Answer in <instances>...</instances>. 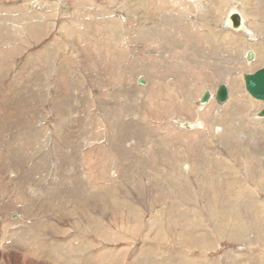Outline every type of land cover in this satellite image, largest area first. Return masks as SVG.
I'll return each instance as SVG.
<instances>
[{
  "label": "rangeland",
  "instance_id": "374dc122",
  "mask_svg": "<svg viewBox=\"0 0 264 264\" xmlns=\"http://www.w3.org/2000/svg\"><path fill=\"white\" fill-rule=\"evenodd\" d=\"M262 67L264 0H0V264H264Z\"/></svg>",
  "mask_w": 264,
  "mask_h": 264
},
{
  "label": "water",
  "instance_id": "95a60500",
  "mask_svg": "<svg viewBox=\"0 0 264 264\" xmlns=\"http://www.w3.org/2000/svg\"><path fill=\"white\" fill-rule=\"evenodd\" d=\"M231 16V24L232 26L229 28L232 31H239L245 26L242 20V14L238 11L232 12ZM256 54L253 50H248L246 53V61L251 63L255 60ZM243 80L245 84V89L248 94L255 100L264 102V67L260 68L254 73L244 74ZM145 80L143 78L139 79L140 85H145ZM211 93L209 91H205L203 96L200 98L199 102L201 105H205L211 99ZM214 99L217 103L223 105L228 102L230 99V88L227 84H220L215 91ZM258 118H264V109L258 112Z\"/></svg>",
  "mask_w": 264,
  "mask_h": 264
},
{
  "label": "bare ground",
  "instance_id": "6f19581e",
  "mask_svg": "<svg viewBox=\"0 0 264 264\" xmlns=\"http://www.w3.org/2000/svg\"><path fill=\"white\" fill-rule=\"evenodd\" d=\"M232 9V8H231ZM232 11H235L234 9H232V10H230L229 12H228V14H227V16H226V19H225V25L227 26V28H230L231 27V23H230V20H229V16L231 15V13H232ZM233 14V13H232ZM242 14V13H241ZM242 16V19H243V22H244V24H245V29H246V34L249 36V35H251L252 34V30H250L249 28H248V25H246V22H245V19H246V16L244 15V14H242L241 15ZM245 34V33H244ZM251 36H253V35H251ZM139 47H141V46H139ZM137 69V68H136ZM120 97V96H119ZM231 98V97H230ZM58 100V99H57ZM215 100V99H214ZM210 101V100H209ZM208 101V102H209ZM229 101H230V99H229ZM228 101V102H229ZM62 103V102H61ZM208 104V103H207ZM219 104V103H218ZM59 105H60V103H59ZM206 105V104H205ZM205 105H203V106H205ZM219 105H221V104H219ZM223 105H225V104H223ZM223 105H221V106H223ZM58 106V105H57ZM63 106V105H62ZM67 107V106H66ZM2 108H6L5 107V104H2ZM64 108V107H63ZM59 109V108H58ZM61 109V108H60ZM58 111H60V110H58ZM58 113V112H57ZM56 113V114H57ZM58 116H59V114H58ZM57 116V117H58ZM61 116H63L62 114H61ZM137 122V121H136ZM29 137V136H28ZM66 158V157H65ZM225 171H226V169H225ZM223 173V172H222ZM223 174H225V173H223ZM25 177H23V179H24ZM29 178L31 179V177L29 176ZM238 178V177H237ZM224 180H226V179H224ZM255 180V179H254ZM227 182V181H226ZM229 182V181H228ZM245 183H246V181H245ZM232 184V183H231ZM251 186V185H250ZM227 190V189H226ZM73 191V190H72ZM246 192V191H245ZM233 199V198H232ZM243 200V199H242ZM239 202V201H238ZM237 203V202H236ZM3 205V204H2ZM2 205H1V207H2ZM234 205V204H233ZM47 206V205H46ZM234 209V208H233ZM235 209H236V207H235ZM242 210V209H241ZM255 210V209H254ZM224 210H222V212H223ZM235 211V210H234ZM222 212H220V213H222ZM225 212V211H224ZM223 212V213H224ZM132 213V212H131ZM215 213V212H214ZM231 214V213H230ZM220 215V214H219ZM222 216V215H221ZM214 217V216H213ZM212 217V218H213ZM225 219V218H224ZM232 219V218H231ZM241 220V219H240ZM135 221V220H134ZM230 221V220H229ZM225 223V222H224ZM231 223V222H230ZM228 225V224H227ZM226 225V226H227ZM232 225H234V224H232ZM170 226V225H169ZM175 226V225H174ZM229 226V225H228ZM231 226V225H230ZM168 227V226H167ZM176 227V226H175ZM235 227H236V224H235ZM263 228V227H262ZM178 230V229H177ZM176 229H175V231H177ZM230 230V229H229ZM228 230V231H229ZM182 231H184V230H182ZM23 232H24V230H23ZM163 232V231H162ZM22 233V232H21ZM179 234V233H178ZM177 234V235H178ZM262 234H264V233H262ZM173 235H174V233H173ZM180 235V234H179ZM185 235V234H184ZM175 236V235H174ZM178 237V236H177ZM181 237V236H180ZM187 237V236H186ZM220 237H221V235H220ZM223 237V236H222ZM202 238V237H201ZM180 239V238H179ZM190 239V238H189ZM196 239V238H195ZM215 239V238H214ZM220 239V238H219ZM155 240V239H154ZM221 240V239H220ZM264 240V239H263ZM181 243V242H180ZM199 243V242H198ZM31 245V244H30ZM209 246V245H208ZM200 247V246H199ZM206 247V246H205ZM176 254V253H175ZM9 258V257H8ZM11 258V257H10ZM51 258V257H50Z\"/></svg>",
  "mask_w": 264,
  "mask_h": 264
}]
</instances>
